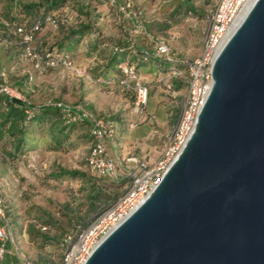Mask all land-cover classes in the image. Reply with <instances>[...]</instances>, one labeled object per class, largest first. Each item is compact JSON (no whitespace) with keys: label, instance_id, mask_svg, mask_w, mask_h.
<instances>
[{"label":"rangeland","instance_id":"1","mask_svg":"<svg viewBox=\"0 0 264 264\" xmlns=\"http://www.w3.org/2000/svg\"><path fill=\"white\" fill-rule=\"evenodd\" d=\"M216 2L0 0V18L25 28L52 16L57 21L56 27L41 24L32 45L40 52L54 48L67 50L75 68L83 71L82 76L62 69L35 71L21 58L18 35L0 25V37L10 41L9 45L0 41V81L16 88L33 105L56 100L68 106L81 104L100 116L108 115L116 123L109 151L122 162L121 174L115 178L89 174L85 165L88 148L85 128L67 127L63 130L67 137L54 140L49 130L52 128L54 135H61L58 128L62 123L48 118L40 125L27 126L29 147L24 146L12 158L7 153L13 151V144L9 139H0V192L12 245L18 253L40 264H58L65 237H72L123 192L127 185L124 159L131 156L152 164L165 147L176 123L180 99L186 92L181 81L169 78V64L140 63L136 56L134 59L130 53L126 56L147 87L142 113L133 110L131 94L114 82H96L117 75L110 60L114 47H122L125 53L129 51L126 30L138 28L137 48H150L154 41L163 40L173 60L192 59L200 53L207 18ZM45 4L55 7L46 9ZM123 5H127V10L121 12L119 8ZM134 11L139 14L133 16ZM84 26L87 31L80 41L76 36L71 38L70 30ZM78 91L89 94V98L78 97ZM142 128L152 136L141 135ZM4 137L9 136L4 133ZM59 170L78 171L84 174V179L60 174ZM89 183L99 185L104 191L99 201L87 198Z\"/></svg>","mask_w":264,"mask_h":264},{"label":"water","instance_id":"2","mask_svg":"<svg viewBox=\"0 0 264 264\" xmlns=\"http://www.w3.org/2000/svg\"><path fill=\"white\" fill-rule=\"evenodd\" d=\"M83 264H264V0L217 51L175 159Z\"/></svg>","mask_w":264,"mask_h":264},{"label":"built area","instance_id":"3","mask_svg":"<svg viewBox=\"0 0 264 264\" xmlns=\"http://www.w3.org/2000/svg\"><path fill=\"white\" fill-rule=\"evenodd\" d=\"M247 2L248 0H217L207 18L200 53L188 60H173L163 40L154 41L150 48H137L135 37L138 35V28L133 26L126 30L127 46L138 53L140 60L156 63L157 66L163 62L169 63V78L181 81L186 92L180 99L176 123L157 160L148 164L136 157L130 156L124 159L127 185L123 192L109 205L100 209L72 237H65V247L58 264H83L99 240L137 207L158 183L193 130L199 109L210 88L212 61L222 43L231 33V29L241 16ZM119 10L121 12L127 10V5H123ZM132 14L137 16L139 12L134 11ZM43 23L51 27L57 25V21L49 15L45 16L42 21L34 22L28 28L0 18V25L13 29L18 35L17 42L20 45L21 58L28 62L35 71L43 73L48 69H62L75 76H82L83 71L75 68L68 51L54 48L40 52L32 45L34 35ZM0 41L5 45L10 44V41L1 37ZM113 50H117V47ZM115 67L117 69L115 77L104 80L96 79V82L104 84L114 82L122 91L131 94L133 110L136 113H142L147 101V87L140 81L135 66L123 61ZM166 86L169 88L170 83ZM0 95L7 101H18L23 106L27 117L31 115L32 110L44 106L57 109L65 124L84 123L90 136L85 157L88 172L107 178H115L121 174L119 171L122 165L121 160L109 151L108 145H113L115 138L116 123L108 115L100 116L81 104L68 106L56 100H47L42 105H33L25 100L16 88L1 81ZM6 254L14 256L18 264H40L18 253L16 247L12 245L11 229L0 192V260Z\"/></svg>","mask_w":264,"mask_h":264},{"label":"trees","instance_id":"4","mask_svg":"<svg viewBox=\"0 0 264 264\" xmlns=\"http://www.w3.org/2000/svg\"><path fill=\"white\" fill-rule=\"evenodd\" d=\"M45 7L46 9L53 8L55 7V4H52V5L45 4ZM86 31H87V27L85 26L78 27V28L70 30V34H71L70 36L71 38L76 36V38L77 39L79 38L78 40L80 41L81 37L84 35ZM126 48L129 49L127 53L124 52V49L122 47H117V50H113V56H111L110 65H113L115 67L118 63L123 62V61L131 63L129 59H127L126 57L129 53H130V58L134 59L133 57L136 56L140 63H153V62H142L137 52H134L128 46ZM161 64L165 65L169 63L163 62ZM173 86L177 87V83ZM45 118L50 119L51 122L56 121V122L62 123L61 127L58 128L59 133H62L61 135H54L52 128H50L49 130L50 137L54 138V140L59 141L61 139H65L67 137V132L63 133V130L67 127L68 128L70 127L71 129L73 126H82L85 128L86 133H87L86 125L82 122L65 124L64 121L61 119L60 113L55 108L41 106L35 110H32L31 115L27 117V115L24 112L23 106L18 101H14V100L7 101L0 95V139L2 138L9 139V141L13 144V151L10 153H7L8 157L12 158L15 153L22 151L24 146H26V148L29 147L27 145L28 127L30 126L31 123L40 125V123H42V121ZM4 133H6V135H8L9 137H4ZM87 138H88V143H89L90 136L88 135V133H87ZM59 172L60 174L74 175V176H78L81 179H84V174L78 171L59 170ZM88 173L91 174L90 172ZM91 175L98 177V178H107V177L95 175V174H91ZM87 192H88L87 198L91 200L99 201L102 197V192L104 191L100 188L99 185H94L93 183H89ZM44 238H47V237H44ZM0 264H18V263L16 259L14 258V256L6 254L0 260Z\"/></svg>","mask_w":264,"mask_h":264},{"label":"crops","instance_id":"5","mask_svg":"<svg viewBox=\"0 0 264 264\" xmlns=\"http://www.w3.org/2000/svg\"><path fill=\"white\" fill-rule=\"evenodd\" d=\"M18 25V24H17ZM12 33H14V31H12ZM77 80H79V77L77 78ZM82 95V96H81ZM78 97H83V99H87V98H89V94L88 95H84V92H82V93H80V91H78ZM176 98H179V97H176ZM180 99V98H179ZM89 100V99H88ZM179 112V111H178ZM141 131H140V134L141 135H143V136H146V137H148V136H152L151 135V132L150 131H148L147 129H145V128H142V129H140Z\"/></svg>","mask_w":264,"mask_h":264},{"label":"bare ground","instance_id":"6","mask_svg":"<svg viewBox=\"0 0 264 264\" xmlns=\"http://www.w3.org/2000/svg\"><path fill=\"white\" fill-rule=\"evenodd\" d=\"M252 1H253V0H248V2H247V4H246V6H245V8H244V10H243V12H242V14H241V16L239 17L238 21L235 23V25H234L233 28L231 29V32H232V30L234 29V27L238 24V22L241 20V18H242L243 15L245 14L246 10L248 9V7H249L250 4L252 3ZM229 34H230V33H229Z\"/></svg>","mask_w":264,"mask_h":264}]
</instances>
